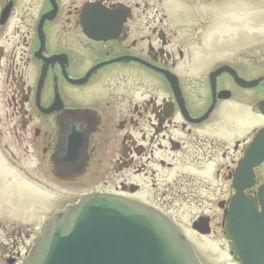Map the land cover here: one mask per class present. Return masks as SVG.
<instances>
[{"label":"flooded vegetation","instance_id":"obj_1","mask_svg":"<svg viewBox=\"0 0 264 264\" xmlns=\"http://www.w3.org/2000/svg\"><path fill=\"white\" fill-rule=\"evenodd\" d=\"M169 1L0 0V136L18 172L64 199L44 221L86 195L116 196L188 239L223 240L241 264L234 206L263 209L264 160H244L264 129V41L216 59L212 9L226 0ZM41 228L2 225L3 263L23 264Z\"/></svg>","mask_w":264,"mask_h":264},{"label":"water","instance_id":"obj_2","mask_svg":"<svg viewBox=\"0 0 264 264\" xmlns=\"http://www.w3.org/2000/svg\"><path fill=\"white\" fill-rule=\"evenodd\" d=\"M264 160V129L244 164ZM58 177L67 176L55 173ZM262 211L234 206L228 239L242 264H264ZM24 264H202L177 226L151 207L109 195H89L45 224Z\"/></svg>","mask_w":264,"mask_h":264},{"label":"rangeland","instance_id":"obj_3","mask_svg":"<svg viewBox=\"0 0 264 264\" xmlns=\"http://www.w3.org/2000/svg\"><path fill=\"white\" fill-rule=\"evenodd\" d=\"M177 1L184 2V0ZM153 2L157 6L166 5L171 9L174 8L173 4L167 0H153ZM212 13L213 29L207 45L212 48V51L218 48L222 52L217 53L218 57L214 56L216 59L226 57V50L230 51L232 48L234 50L236 46L239 47L244 43L264 41V0H226L222 8L215 7ZM237 21L242 23H239L236 28L233 23ZM223 53L225 56L219 57ZM6 144L18 154L16 145H13L6 136H0V229L3 225L9 230L8 232L12 233L15 228L21 227L24 233H27L26 229L29 228L31 235L34 236L46 222L43 215L50 213L53 208L60 209L64 199L59 196L51 197L48 191H44L39 186L41 179H38V175L18 172L12 158L4 150ZM39 177L42 178V176ZM50 190H53L55 195H66L70 189L68 186L55 185ZM22 238L26 241L20 242L26 247L32 244L31 237L23 236ZM189 238L202 253L206 264H232L223 240L200 239L191 235ZM19 240L18 237L14 242ZM4 241L7 239L4 234H1L0 246ZM207 247L208 250H203ZM4 255L8 254H4L0 247V264H4L2 260L6 257Z\"/></svg>","mask_w":264,"mask_h":264}]
</instances>
